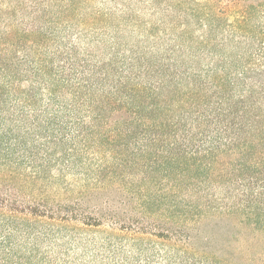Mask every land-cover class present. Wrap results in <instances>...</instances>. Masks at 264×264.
<instances>
[{
  "label": "trees",
  "instance_id": "trees-1",
  "mask_svg": "<svg viewBox=\"0 0 264 264\" xmlns=\"http://www.w3.org/2000/svg\"><path fill=\"white\" fill-rule=\"evenodd\" d=\"M246 1L210 0L199 36L161 42L125 6L80 27L1 0L0 264H57L49 248L77 239L64 229L103 227L156 243L148 264H249L254 216L264 227V23L240 45L264 0ZM226 221L219 248L203 234Z\"/></svg>",
  "mask_w": 264,
  "mask_h": 264
},
{
  "label": "rangeland",
  "instance_id": "rangeland-1",
  "mask_svg": "<svg viewBox=\"0 0 264 264\" xmlns=\"http://www.w3.org/2000/svg\"><path fill=\"white\" fill-rule=\"evenodd\" d=\"M10 0H7L9 2ZM21 1L25 5H38L46 15L45 23L56 20L67 25L86 26L89 12L105 13L110 9L128 10V23L136 22L141 29L137 34H145L144 28L153 26V37L161 42L172 40L181 31H190L195 37L199 36L202 29L197 22L206 20L205 12L208 11L210 0H12ZM1 2V0H0ZM259 0H248L246 4L256 5ZM212 5V4H211ZM24 8V6H22ZM214 8V6H213ZM72 10V18H65L66 12ZM15 13V12H14ZM232 20V19H231ZM55 21V22H56ZM229 24L231 23L228 21ZM260 23H264L261 15L253 19V28L248 40L240 45L241 49L249 48L259 41L261 32ZM134 40V39H133ZM259 43V42H258ZM251 49V48H250ZM256 49V48H255ZM235 228L233 221H226L219 226L208 225L203 235H215L216 247H222L226 238ZM107 229L79 230L74 228L64 229L71 231L76 236L73 243L58 242L50 251L57 264H148L144 255L151 256L155 249L154 242L133 243L127 236L110 235ZM64 232V233H65ZM249 264H264V227L259 228L254 216L248 232ZM113 242L111 245L109 241ZM145 247L149 250L145 252ZM140 252L143 257L139 260ZM62 254V255H61Z\"/></svg>",
  "mask_w": 264,
  "mask_h": 264
}]
</instances>
